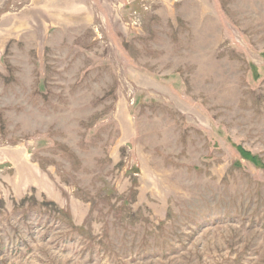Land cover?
<instances>
[{
    "label": "rangeland",
    "instance_id": "1",
    "mask_svg": "<svg viewBox=\"0 0 264 264\" xmlns=\"http://www.w3.org/2000/svg\"><path fill=\"white\" fill-rule=\"evenodd\" d=\"M0 264H264V0H0Z\"/></svg>",
    "mask_w": 264,
    "mask_h": 264
},
{
    "label": "trees",
    "instance_id": "2",
    "mask_svg": "<svg viewBox=\"0 0 264 264\" xmlns=\"http://www.w3.org/2000/svg\"><path fill=\"white\" fill-rule=\"evenodd\" d=\"M239 149H240V152L245 156V157H248L249 156V153H246L241 147H239ZM248 156H247V155ZM249 157H251V156H249ZM252 159V158H251Z\"/></svg>",
    "mask_w": 264,
    "mask_h": 264
}]
</instances>
